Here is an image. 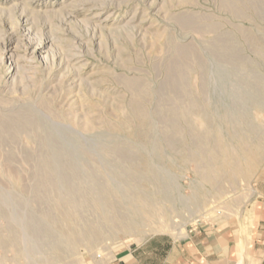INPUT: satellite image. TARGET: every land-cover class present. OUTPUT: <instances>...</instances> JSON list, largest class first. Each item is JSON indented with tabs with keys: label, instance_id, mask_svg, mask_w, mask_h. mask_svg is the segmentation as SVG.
Returning <instances> with one entry per match:
<instances>
[{
	"label": "rangeland",
	"instance_id": "374dc122",
	"mask_svg": "<svg viewBox=\"0 0 264 264\" xmlns=\"http://www.w3.org/2000/svg\"><path fill=\"white\" fill-rule=\"evenodd\" d=\"M263 199L264 0H0V264H106Z\"/></svg>",
	"mask_w": 264,
	"mask_h": 264
},
{
	"label": "crops",
	"instance_id": "0c3cea01",
	"mask_svg": "<svg viewBox=\"0 0 264 264\" xmlns=\"http://www.w3.org/2000/svg\"><path fill=\"white\" fill-rule=\"evenodd\" d=\"M106 264H264V199L246 226H199L181 240L130 249Z\"/></svg>",
	"mask_w": 264,
	"mask_h": 264
},
{
	"label": "bare ground",
	"instance_id": "6f19581e",
	"mask_svg": "<svg viewBox=\"0 0 264 264\" xmlns=\"http://www.w3.org/2000/svg\"><path fill=\"white\" fill-rule=\"evenodd\" d=\"M181 67V66H180ZM183 68H185V67H183ZM182 71V70H181ZM179 73V72H178ZM178 75V74H177ZM182 76V75H181ZM180 77V76H179ZM171 78V77H170ZM173 79H174V77H173ZM170 80H172V78L170 79ZM174 81V80H173ZM139 107H137V110L139 111H142L140 108L138 109ZM147 113V112H146ZM140 114V116H141V114H142V116H145L144 114H143V112L141 113H139ZM225 114V113H224ZM3 121V120H2ZM1 121V122H2ZM9 121V120H8ZM3 123H5V122H3ZM6 123H7V120H6ZM9 123H11L12 124V121H10ZM8 123V124H9ZM16 124V123H15ZM14 124V125H15ZM10 125V124H9ZM13 125V126H14ZM11 126V125H10ZM2 127H4V126H2ZM9 127V126H8ZM18 129V128H17ZM244 151H245V160H246V162H247V165H248V167L246 168V170H248V172L249 171H251V169L252 168H250V167H252L253 165H256L258 162H259V160H258V158H259V156H258V150H250V149H248V148H245L244 149ZM231 165H232V163H230ZM236 168H237V170H239L240 172H244L245 173V168L243 169V168H241L238 164H233ZM68 194V193H67ZM75 198V197H74ZM71 201V200H70ZM70 208V207H69ZM76 208V207H75ZM72 237H75V233L74 232H71V234H70Z\"/></svg>",
	"mask_w": 264,
	"mask_h": 264
}]
</instances>
